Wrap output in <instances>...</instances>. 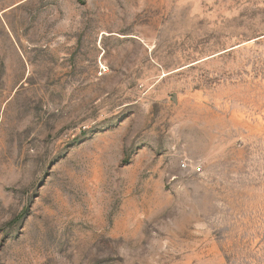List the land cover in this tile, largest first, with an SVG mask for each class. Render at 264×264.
<instances>
[{
	"label": "rangeland",
	"instance_id": "1",
	"mask_svg": "<svg viewBox=\"0 0 264 264\" xmlns=\"http://www.w3.org/2000/svg\"><path fill=\"white\" fill-rule=\"evenodd\" d=\"M0 264H264V0H0Z\"/></svg>",
	"mask_w": 264,
	"mask_h": 264
},
{
	"label": "built area",
	"instance_id": "2",
	"mask_svg": "<svg viewBox=\"0 0 264 264\" xmlns=\"http://www.w3.org/2000/svg\"><path fill=\"white\" fill-rule=\"evenodd\" d=\"M184 167H186V165H184ZM192 171H193L194 174H200V173H202V168L201 167L192 166Z\"/></svg>",
	"mask_w": 264,
	"mask_h": 264
}]
</instances>
